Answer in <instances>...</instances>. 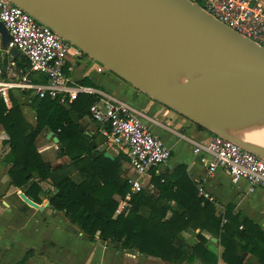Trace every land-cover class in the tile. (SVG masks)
<instances>
[{
	"label": "trees",
	"instance_id": "trees-1",
	"mask_svg": "<svg viewBox=\"0 0 264 264\" xmlns=\"http://www.w3.org/2000/svg\"><path fill=\"white\" fill-rule=\"evenodd\" d=\"M97 98L78 94L71 102L60 103L58 98L35 94L30 98L35 126L25 120L12 94L9 105L0 98L3 144L8 148L3 160L9 165L10 184L40 203V183L49 182L55 189L48 198L51 207L89 241L111 240L121 249H136L172 264H264V230L249 217L233 214L230 204L218 210L213 197L200 193L184 164L152 176L155 192H130L126 211L116 213L130 191L121 164L125 156L105 157L93 137L80 129L79 120L89 115V106ZM43 131L57 137L61 145L57 156H67V163L52 167L38 151L36 142ZM185 231L192 240L183 237ZM210 237L217 239L218 252L210 248ZM244 253L250 255L246 261L241 259ZM30 254L31 250L25 251L16 264H24Z\"/></svg>",
	"mask_w": 264,
	"mask_h": 264
},
{
	"label": "water",
	"instance_id": "water-1",
	"mask_svg": "<svg viewBox=\"0 0 264 264\" xmlns=\"http://www.w3.org/2000/svg\"><path fill=\"white\" fill-rule=\"evenodd\" d=\"M10 1L146 95L264 158L263 139L258 137L264 131V46L219 22L199 3ZM0 37L5 48L9 34L1 20ZM129 45L135 47L125 51ZM173 64L197 74L193 80L197 88L160 80L159 71ZM52 135L49 131L47 137ZM53 140L58 141L55 136ZM105 148L104 143L98 152L113 159ZM19 196L23 204L43 209L24 192ZM211 240L216 242L214 237Z\"/></svg>",
	"mask_w": 264,
	"mask_h": 264
},
{
	"label": "crops",
	"instance_id": "crops-1",
	"mask_svg": "<svg viewBox=\"0 0 264 264\" xmlns=\"http://www.w3.org/2000/svg\"><path fill=\"white\" fill-rule=\"evenodd\" d=\"M192 1L196 2V0ZM8 55L19 66L27 65L26 59L18 51L13 53L11 50ZM99 66L97 61L84 53L81 56H69L64 70L72 84L88 90L79 94H94L99 97L100 93H108L141 110L146 116L142 118L143 123L171 150L169 160L149 170L144 177V181L151 186L149 188L151 192H155L150 182L152 176L167 171L172 172L177 165L184 164L190 179L198 188L202 187L200 193L213 197L218 210L223 211L230 204L233 214L239 213L241 216L249 217L264 230V188L251 190L243 179L231 184L222 168L207 176L205 167L198 156L193 154L192 144L188 138L206 141L215 135V132L204 126L203 130L197 129L195 122L190 118L146 95L108 69L99 70ZM39 75L41 74L36 72L30 73L33 80L36 78L34 81L44 82L38 80L41 78ZM9 93L18 101L25 120L35 126L36 113L31 107L30 99L35 95L34 91L23 92L14 88ZM79 122L80 129H84V133L93 137L98 151V148L104 144V139L98 132V124L90 115L82 117ZM48 132H42L46 141L40 146L37 144L38 151L45 158L46 155L52 154L51 145H54L55 155L45 159L52 167H58L67 163L69 158L57 156V151L61 148L60 144L53 140L54 134L47 137ZM5 137L6 134L0 125V264H16L27 250H31V254L24 264H172L139 253L136 249H121L111 240H101L97 237L93 241L87 240L86 235L77 226L71 224L61 211L51 207L48 198L55 189L47 181L40 183L42 190L38 196L41 202H35L43 206L42 210L23 204L19 196V192L23 191L11 185L7 175L9 165L3 160L8 150L3 144ZM105 151L113 158L120 154L116 148L107 144ZM121 164L122 169L127 168L128 172H131L126 156ZM182 235L189 240L193 239L190 232L185 231ZM216 242L213 241L215 246L210 245V248L218 252L219 245ZM249 258L250 255L244 253L241 259L246 261ZM217 264L223 263L219 261Z\"/></svg>",
	"mask_w": 264,
	"mask_h": 264
},
{
	"label": "built area",
	"instance_id": "built-area-1",
	"mask_svg": "<svg viewBox=\"0 0 264 264\" xmlns=\"http://www.w3.org/2000/svg\"><path fill=\"white\" fill-rule=\"evenodd\" d=\"M201 1V7L219 22L264 46V0ZM0 20L9 34L5 48L1 47L0 37V98L7 105L9 92L14 88L23 92L34 91L39 97L58 98L60 103L71 102L81 91H88L72 84L64 70L69 56L84 54L79 48L10 0H0ZM14 49L26 59L25 67L9 57ZM103 69L107 70L100 64L99 70ZM32 72L44 76L45 81H34L30 76ZM89 115L98 124L104 143L127 158L131 172L125 171L123 176L130 191L116 209V213H123L130 192L149 190L151 186L144 177L149 170L169 160L171 150L143 123L142 118L146 116L141 110L111 94L100 93L90 104ZM188 140L207 176L222 168L231 184L243 179L251 190L264 188L263 157L220 135H213L206 141ZM199 191L202 192L201 186Z\"/></svg>",
	"mask_w": 264,
	"mask_h": 264
},
{
	"label": "bare ground",
	"instance_id": "bare-ground-1",
	"mask_svg": "<svg viewBox=\"0 0 264 264\" xmlns=\"http://www.w3.org/2000/svg\"><path fill=\"white\" fill-rule=\"evenodd\" d=\"M131 47H135V45L125 46L123 49L125 51H129V50H131ZM163 68L164 69H161L159 71V79L162 80L165 84H174L176 86L181 85V86H184L187 89H189V88H197L194 85V83H193V80L197 79L196 78L197 74H195L194 72H189V71L183 70L181 68H178L176 66V64L164 66ZM204 85L206 87H209L210 84L206 83ZM153 89H155L156 91L162 93L163 95H167L163 90H160L157 87H155ZM170 96L171 95H169V97ZM171 98H173V97L171 96ZM202 120L206 121L205 118H203ZM219 129L224 130L223 128H219ZM226 131L228 132L230 130H226ZM245 135H246V133H245ZM257 136H258V134H257ZM258 137H261L263 139L262 142L264 143V131L261 132ZM257 141H261V140H257Z\"/></svg>",
	"mask_w": 264,
	"mask_h": 264
},
{
	"label": "rangeland",
	"instance_id": "rangeland-1",
	"mask_svg": "<svg viewBox=\"0 0 264 264\" xmlns=\"http://www.w3.org/2000/svg\"><path fill=\"white\" fill-rule=\"evenodd\" d=\"M196 2L197 3H199L201 6L203 5V3H202V1L201 0H196ZM109 71V70H108ZM111 72V71H110ZM30 95H32V93H30ZM44 141H46L45 140V137H44V134H41V136L40 137H38V139H37V142H36V144H38V146H40L41 145V143H43ZM38 148V147H37ZM51 148H53V152H52V154L50 155V156H45V158L46 159H49V158H52L53 157V155H55V153H56V149H55V146L54 145H51ZM52 156V157H51ZM124 170H126L127 172H128V169L126 168V169H123V174H124ZM129 173V172H128ZM211 244V246H215V244L214 243H210Z\"/></svg>",
	"mask_w": 264,
	"mask_h": 264
}]
</instances>
